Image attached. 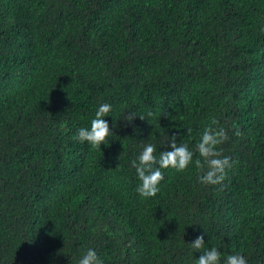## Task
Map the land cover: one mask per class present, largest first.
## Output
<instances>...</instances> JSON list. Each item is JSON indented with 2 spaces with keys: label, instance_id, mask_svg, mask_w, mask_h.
Instances as JSON below:
<instances>
[{
  "label": "trees",
  "instance_id": "trees-1",
  "mask_svg": "<svg viewBox=\"0 0 264 264\" xmlns=\"http://www.w3.org/2000/svg\"><path fill=\"white\" fill-rule=\"evenodd\" d=\"M101 102L108 145L73 139ZM213 118L222 182L190 163L135 192L143 144L158 155L175 133L195 159ZM213 245L264 264V0H0V264H77L88 247L195 264Z\"/></svg>",
  "mask_w": 264,
  "mask_h": 264
},
{
  "label": "clouds",
  "instance_id": "clouds-1",
  "mask_svg": "<svg viewBox=\"0 0 264 264\" xmlns=\"http://www.w3.org/2000/svg\"><path fill=\"white\" fill-rule=\"evenodd\" d=\"M112 105L108 102H101L95 109L94 115L90 118L89 126H79L73 134V139L80 142H87L90 146L108 145V138L115 135V123L105 117L110 116ZM135 115L128 114L124 119L131 122ZM217 121L213 118L210 125L206 126L195 144V150L199 156L194 159L193 149L184 142H178L175 133L167 140V147L155 155L156 146L153 143H145L131 160L135 168L139 183L135 187L142 197H152L160 190V182L163 180L161 169L169 167L176 170L185 169L190 163H194L198 169L196 179L204 185H216L223 181L225 169L231 167L232 157L222 155L221 149L217 146L226 139L225 129L216 126ZM191 132V129H187ZM203 158V159H201ZM194 249H200L204 244V234L197 235L190 243ZM223 258V259H222ZM77 264H104V260L97 253L95 248L88 247L77 260ZM195 264H248L247 258L237 253H223L216 246L204 248L203 252L196 257Z\"/></svg>",
  "mask_w": 264,
  "mask_h": 264
}]
</instances>
